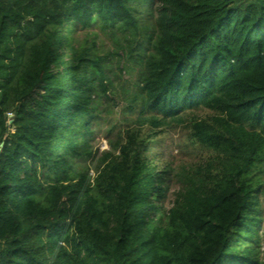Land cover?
<instances>
[{
	"label": "trees",
	"instance_id": "16d2710c",
	"mask_svg": "<svg viewBox=\"0 0 264 264\" xmlns=\"http://www.w3.org/2000/svg\"><path fill=\"white\" fill-rule=\"evenodd\" d=\"M0 264H264V0H0Z\"/></svg>",
	"mask_w": 264,
	"mask_h": 264
},
{
	"label": "rangeland",
	"instance_id": "374dc122",
	"mask_svg": "<svg viewBox=\"0 0 264 264\" xmlns=\"http://www.w3.org/2000/svg\"><path fill=\"white\" fill-rule=\"evenodd\" d=\"M80 36L82 37L83 33H81ZM122 78L126 81L125 89H128L129 85L135 79V73L129 72L128 74H123ZM100 107L101 111L104 110V115L102 116L103 118L101 124L96 131V139L94 142V149H97L99 152L108 151L110 149V146L116 142V135L121 128V126L118 124L110 134H107L108 138L106 139V131H108L113 124L118 123L119 110L112 108L103 100L100 101ZM160 138L161 145L163 146L164 150L161 153L159 160L161 163L172 167L174 170H179L182 167L190 166L192 163L196 162L200 156L199 152L194 151L190 147L186 146L183 133L179 130L169 131L166 134L161 135ZM177 189L178 186L175 182V179L172 178L169 183V195L176 192ZM169 195L164 204L166 208H169L172 200L171 196Z\"/></svg>",
	"mask_w": 264,
	"mask_h": 264
}]
</instances>
